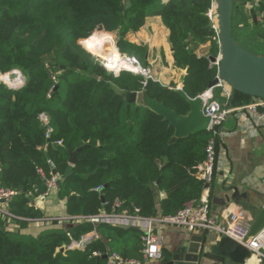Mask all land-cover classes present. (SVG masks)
<instances>
[{"label":"trees","instance_id":"1","mask_svg":"<svg viewBox=\"0 0 264 264\" xmlns=\"http://www.w3.org/2000/svg\"><path fill=\"white\" fill-rule=\"evenodd\" d=\"M211 5L212 0H0V74L17 70L25 77L16 88L0 81V178L4 187L20 192L8 205L10 217H0V264H108L111 251L142 261L143 244L132 251L116 249L142 230L91 219L122 209H138L144 218L170 216L200 200L205 184L193 173L212 134L173 142L167 121L148 107L128 109L123 100L127 92L143 91L144 77L127 71L115 76L84 48L113 33L122 55L146 56L148 47L128 36L149 18L161 17L173 57L187 70L183 91L196 99L218 73L207 56L197 54L206 44L211 56L220 51L215 31L207 28ZM236 10L234 0V40L241 22ZM214 92L231 108L254 100L236 93L231 101L222 90ZM148 95L178 115L189 114V104L175 89L156 84ZM80 148L71 165L70 154ZM49 160L62 181L57 194L67 219L32 236L24 232L29 221L44 219L34 201L53 175ZM159 192L167 197L159 200ZM116 202L122 204L118 209ZM95 230L99 238L84 249L69 248Z\"/></svg>","mask_w":264,"mask_h":264},{"label":"crops","instance_id":"2","mask_svg":"<svg viewBox=\"0 0 264 264\" xmlns=\"http://www.w3.org/2000/svg\"><path fill=\"white\" fill-rule=\"evenodd\" d=\"M169 34L170 32L164 26L161 17H151L141 31L130 34L128 38L133 43L148 47L146 58L153 59V63L156 62L154 58L160 57V52H163L165 58L174 64L168 40ZM136 38L143 39L138 42ZM162 69L165 70L164 76H169L168 80H174L173 75L167 74L168 68L163 67ZM185 74L187 75V70L180 71V83ZM159 84L162 82L159 81ZM139 93L143 94L142 91ZM137 105L146 107L143 96ZM248 118L246 113H233L227 118L221 129L227 136L221 139L217 147L220 159L217 165L216 182L210 191V211L211 215L223 225H228L233 217L252 225L264 211V129L251 136L245 130ZM158 196L159 200L167 197L164 192H159ZM34 204L44 214V219L29 221L24 233L37 236L44 228L52 225L48 221L53 220L52 223L60 221L61 223L67 219L65 202L59 199L57 192L52 193L46 199L36 198ZM158 207L160 211V205ZM156 233L163 239V254L168 257L181 247L186 250L190 246L195 247L206 237L210 243H215L220 239V236L214 232L190 233L184 228L175 226L158 227ZM97 235L99 238L98 232ZM142 235L143 233L139 234L128 243L121 241L122 244H117L116 249L118 251L124 248L127 251L134 250L139 244H142ZM193 237L195 240H192ZM74 249L80 250L84 247L76 245ZM165 260L166 257L161 261L143 262L142 264H162ZM257 264H264V262L257 260Z\"/></svg>","mask_w":264,"mask_h":264},{"label":"built area","instance_id":"3","mask_svg":"<svg viewBox=\"0 0 264 264\" xmlns=\"http://www.w3.org/2000/svg\"><path fill=\"white\" fill-rule=\"evenodd\" d=\"M216 3V0H212V5L207 13V17L209 19V23H212V29L216 33V39L219 44V26L217 23L218 12L216 9ZM212 57L213 56L211 55H207L209 61ZM215 58V63L210 61V67L217 68L218 73L216 79H219V67L221 59L220 51L218 56ZM122 60V64L128 65L133 69H122V71L131 72L134 75L144 77L145 81L142 83L143 86L146 85L149 78H153L154 80L158 81L153 76H151V70L143 67L139 59L136 57L122 55ZM121 72H114V74L115 76H119ZM53 79L55 82L57 81L55 77ZM183 79L181 86L177 89V91L183 89ZM215 89L222 90L221 96L225 99L230 100L231 97L230 87L222 80H219V83L216 86L209 88V90L198 97L202 102L203 115L210 120V125L207 132L212 134V138L208 141L205 148V159L201 164L195 167L193 173L197 179L203 181L205 184L204 192L200 200L187 202L181 210L170 216L158 215L157 217L153 218H144L140 215L138 209L133 211L129 209H122L113 212L112 214L102 213L98 217L91 219V221L96 224H110L116 227L135 228L143 231L142 261L128 259L120 255L118 252L111 251L106 255L108 264H142L143 262L147 263L163 260V239L156 233V229L161 226L181 227L188 230L190 233H195L198 231H206L208 233L214 232L217 233L220 238L225 236L230 237L238 243L248 247L251 250L252 256L254 258L264 262V245L260 241V236L264 234V231L255 237H251L250 233L252 225L248 222L233 217L232 221L228 225H223L211 215L210 211V191L216 182L215 179L217 165L220 159L217 147L221 139L227 136V134L221 130L222 125L233 113H246L249 118L245 130L251 136L255 135V133H257L259 130L264 129V100L256 98L250 104L239 108H231L229 104L221 103L215 98ZM217 125L220 126V131H214V126ZM51 133L52 129L49 128L46 133V137L50 138ZM56 144L62 146L63 143L62 141H57ZM48 163L53 170V175L49 180H47V190L43 195L40 196L42 199L48 198L52 193L57 192L60 187V178L54 174L55 164L51 160H49ZM1 172L2 169L0 168V175ZM101 190L102 187L96 189V191ZM19 193L20 192L17 190L4 187L0 178V217H10L8 205L13 197L17 196ZM121 205L122 204L120 202H116L115 207L118 209L121 207ZM50 221L48 222L52 224L53 220L51 222ZM97 238V232L93 231L92 233L85 235L80 243H73L69 248L73 249L76 245L82 246L84 243L92 242ZM99 256H101V254H99Z\"/></svg>","mask_w":264,"mask_h":264},{"label":"water","instance_id":"4","mask_svg":"<svg viewBox=\"0 0 264 264\" xmlns=\"http://www.w3.org/2000/svg\"><path fill=\"white\" fill-rule=\"evenodd\" d=\"M216 2L218 5L219 50L221 56L220 75L219 79H215L211 83L210 88H213L219 83V80H222L231 89V101L236 93L264 100V56L255 55L235 42L233 38L234 0H216ZM207 28H212V23H209ZM210 61L215 63L216 58L212 57ZM174 64L177 69L183 71L177 65L175 58ZM184 80L185 78L183 83ZM156 84H159V82L149 78L142 95L139 92L125 93L123 100L127 104V108L130 109L132 104H137L143 96L145 106L161 116L174 129L173 142L208 131L210 120L203 115L202 102L199 98L190 99L181 89L179 93L189 104L190 111L188 115H178L172 108L149 97L148 90ZM220 129V126H214V131H220ZM82 150L83 148H80L70 154L71 165L76 164L77 155ZM54 174H56V171H54ZM61 183L62 181H59V186ZM102 200L104 202V198ZM263 231L264 211L252 224L250 236L255 237ZM192 240H195V238L193 237ZM89 243L86 242L82 246L85 248ZM252 257V252L248 247L230 237H222L215 243H210L208 237H206L195 247L190 246L187 250L182 247L177 249L162 264H247ZM105 258L107 259V256Z\"/></svg>","mask_w":264,"mask_h":264},{"label":"rangeland","instance_id":"5","mask_svg":"<svg viewBox=\"0 0 264 264\" xmlns=\"http://www.w3.org/2000/svg\"><path fill=\"white\" fill-rule=\"evenodd\" d=\"M170 0H165V2H168ZM264 0H246L244 2L243 0H237V15H236V21L240 22V24L236 25V30H235V41L244 49L247 51L253 53V54H259L258 56L264 55ZM246 17V21L244 20V17ZM253 22L256 23L253 25ZM258 28H254V26ZM104 30V29H101ZM105 31V30H104ZM251 31V33H250ZM110 34L109 36H112L114 38V43L115 46L118 49V52L121 55L119 48L117 46V37L113 33H108ZM138 39V38H136ZM143 39V38H140ZM138 39V42L139 40ZM249 41H252L249 42ZM160 42V41H159ZM81 44V43H80ZM93 44V43H92ZM249 44V45H248ZM82 46V45H81ZM83 47V46H82ZM84 48L88 53H90L93 57H95L102 66L105 67V69L109 73H114V72H121L122 69L117 68L114 70L107 69V60L103 57V55L100 54H95L93 51L88 49V43ZM161 55L160 57H155L154 60H156L155 63H153V59L151 58H146V56H137L135 55L136 58L139 59L141 62L142 66L145 67L146 69L151 70V76H153L155 79L158 81H161L163 86L169 87L170 89H175L177 90L180 86V70L177 69L174 64H171V60H167L163 52H160ZM197 54L199 56H207L210 55V47L209 44L202 45L198 48ZM122 58V57H121ZM160 67L161 69H157ZM168 68V75H173L175 78L174 80H168L167 78L169 76H164V71L162 68ZM1 75V74H0ZM3 75V74H2ZM21 76L23 78V82L25 77L21 73ZM166 79H165V78ZM1 81V80H0ZM169 82V83H168ZM8 85V83H6ZM11 87V86H10Z\"/></svg>","mask_w":264,"mask_h":264},{"label":"bare ground","instance_id":"6","mask_svg":"<svg viewBox=\"0 0 264 264\" xmlns=\"http://www.w3.org/2000/svg\"><path fill=\"white\" fill-rule=\"evenodd\" d=\"M216 9L218 5L216 3ZM217 23L219 26V20L217 18ZM89 50L93 51L95 54L103 55V57L108 61L107 69L114 70L117 68L133 70L132 67L122 64V56H120L117 47L114 43V38L109 35H104L96 40L93 44L89 46ZM0 80L4 83H8L9 86L16 88L23 83V78L20 71H12L8 74H1ZM260 241L264 245V234L260 236ZM257 264V259L253 258L249 261V264Z\"/></svg>","mask_w":264,"mask_h":264}]
</instances>
